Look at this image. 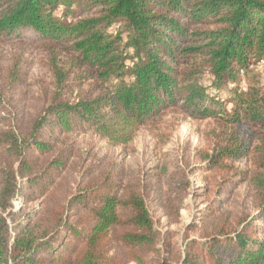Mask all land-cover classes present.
I'll return each instance as SVG.
<instances>
[{
  "label": "trees",
  "instance_id": "trees-1",
  "mask_svg": "<svg viewBox=\"0 0 264 264\" xmlns=\"http://www.w3.org/2000/svg\"><path fill=\"white\" fill-rule=\"evenodd\" d=\"M0 40L44 57L30 82L24 51L0 54V264H264V0H0ZM169 112L221 128L204 165L129 172L77 147ZM196 170L223 177L181 248L148 205L178 223Z\"/></svg>",
  "mask_w": 264,
  "mask_h": 264
},
{
  "label": "rangeland",
  "instance_id": "rangeland-1",
  "mask_svg": "<svg viewBox=\"0 0 264 264\" xmlns=\"http://www.w3.org/2000/svg\"><path fill=\"white\" fill-rule=\"evenodd\" d=\"M30 45L21 46L17 43L12 44L0 40V54L5 53L4 56L9 58L12 55L18 56L21 51H24V58L29 65V81L33 82L44 74L41 65V60L44 57L42 49H39L38 45ZM258 69L261 84L264 85V62L258 65ZM220 130L221 128L213 122L195 123L175 112H169L153 127L140 129L129 145L112 148L99 138L82 136L77 139V147L83 153L89 149L90 153L96 154L98 157L106 155L108 160L119 161L129 172L148 170L163 162L165 164L176 163L179 168L187 172L190 169H196L197 166L204 165V162L198 159V155L209 150L211 139ZM186 165L189 167L187 168ZM234 165L239 168L251 167L247 160L235 162ZM222 177L220 173L201 170H196L194 174L188 173L191 186L184 200L178 223H169L160 208L148 205L150 215L162 241L166 235L170 234L173 242H177L183 248L186 242L185 237L188 240L199 237L198 231L187 232V229L191 225L199 224L198 215L215 196L217 183ZM250 199L251 192L247 185L243 184L230 198L228 204L231 207L229 208L233 214L240 212ZM14 205L19 207L17 202H14Z\"/></svg>",
  "mask_w": 264,
  "mask_h": 264
}]
</instances>
